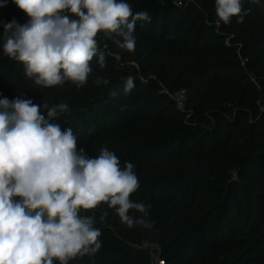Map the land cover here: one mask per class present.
I'll return each instance as SVG.
<instances>
[{
  "label": "trees",
  "instance_id": "1",
  "mask_svg": "<svg viewBox=\"0 0 264 264\" xmlns=\"http://www.w3.org/2000/svg\"><path fill=\"white\" fill-rule=\"evenodd\" d=\"M126 2L151 17L137 21L135 50L100 32L99 47L111 52L106 66L94 58L80 88H45L4 54L3 24L28 18L0 0V98L67 104L56 118L40 112L71 128L88 157L106 147L122 168L133 163L139 188L130 199L149 206L150 228H129L105 203L82 209L94 215L101 247L68 264H153L150 253L164 264H264V0H244L243 22L229 24L217 22L215 0ZM130 75L135 87L125 95ZM182 92L179 109L172 95Z\"/></svg>",
  "mask_w": 264,
  "mask_h": 264
},
{
  "label": "clouds",
  "instance_id": "2",
  "mask_svg": "<svg viewBox=\"0 0 264 264\" xmlns=\"http://www.w3.org/2000/svg\"><path fill=\"white\" fill-rule=\"evenodd\" d=\"M13 2L28 19L22 25L15 18L3 24V52L23 64L35 85L45 88L66 81L84 86L93 59L103 69L111 55L99 47L98 33L132 52L137 21L151 19L147 12L133 13L126 0ZM215 13L217 22L224 24L233 17L243 22L247 15L244 0H215ZM94 83L109 81L97 77ZM134 87L130 75L123 93L128 95ZM110 95H119V90ZM41 107L49 119L68 111L65 103L37 105L22 97L0 98V264H53L54 259L68 264L73 258L94 255L102 233L94 226V215H81V210L96 209L101 203L114 209L129 228L152 227L149 206L130 199L139 188L134 164L125 162L122 168L106 147L94 158L78 151L72 129L62 131L59 124L49 123Z\"/></svg>",
  "mask_w": 264,
  "mask_h": 264
},
{
  "label": "built area",
  "instance_id": "3",
  "mask_svg": "<svg viewBox=\"0 0 264 264\" xmlns=\"http://www.w3.org/2000/svg\"><path fill=\"white\" fill-rule=\"evenodd\" d=\"M177 5H180L179 3ZM172 100L177 104L179 109H182L184 107L185 101H186V93H177L175 95H172ZM144 248H149V246H144ZM150 249V248H149ZM151 250V249H150ZM152 257V263L153 264H164L162 260L159 259V254L150 253Z\"/></svg>",
  "mask_w": 264,
  "mask_h": 264
}]
</instances>
